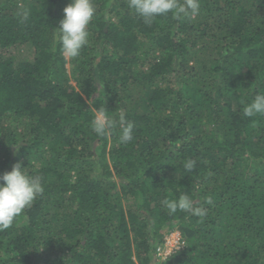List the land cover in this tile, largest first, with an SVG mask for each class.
Instances as JSON below:
<instances>
[{
	"label": "trees",
	"instance_id": "1",
	"mask_svg": "<svg viewBox=\"0 0 264 264\" xmlns=\"http://www.w3.org/2000/svg\"><path fill=\"white\" fill-rule=\"evenodd\" d=\"M70 2L0 0V174L19 162L45 188L0 232V264H264V115L243 112L264 93V0L151 25L94 0L78 58L56 33ZM100 109L124 111L134 139L98 137ZM183 193L207 215H169ZM175 230L184 246L160 260Z\"/></svg>",
	"mask_w": 264,
	"mask_h": 264
},
{
	"label": "clouds",
	"instance_id": "2",
	"mask_svg": "<svg viewBox=\"0 0 264 264\" xmlns=\"http://www.w3.org/2000/svg\"><path fill=\"white\" fill-rule=\"evenodd\" d=\"M128 8L132 10L146 25H151L158 17L171 15L174 19H191L200 13V0H127ZM94 0H71L63 9L64 16L56 29L62 54L68 58H78L82 49L89 44V25L96 14ZM22 22L27 21L30 13L22 10L19 13ZM246 117L264 115V93L257 94L252 102L243 109ZM98 137L109 135L117 127L120 128L119 142L128 144L134 139L135 125L120 111L114 118L106 109L95 112L90 125ZM196 160L187 159L184 170L192 172ZM43 177L30 175L25 167L17 162L10 171L0 174V232L9 229L15 219L25 209L30 208L34 201L44 193ZM211 204V198L206 200ZM169 215L177 212L191 213L197 217H205L207 208L196 206L187 193L176 199L164 201Z\"/></svg>",
	"mask_w": 264,
	"mask_h": 264
},
{
	"label": "built area",
	"instance_id": "3",
	"mask_svg": "<svg viewBox=\"0 0 264 264\" xmlns=\"http://www.w3.org/2000/svg\"><path fill=\"white\" fill-rule=\"evenodd\" d=\"M183 246L184 242L181 237L177 238L176 241H174V244L171 243L170 238H164L163 242L156 248V256L160 260H165L169 255Z\"/></svg>",
	"mask_w": 264,
	"mask_h": 264
},
{
	"label": "rangeland",
	"instance_id": "4",
	"mask_svg": "<svg viewBox=\"0 0 264 264\" xmlns=\"http://www.w3.org/2000/svg\"><path fill=\"white\" fill-rule=\"evenodd\" d=\"M17 52H18L17 49L12 48V49L5 51V55L8 56L9 53L16 55ZM209 59H210V57L207 55L206 58L203 59L204 63L208 64ZM165 238H170L171 243L174 244V241H176L177 238H180V233L175 230L169 234H166Z\"/></svg>",
	"mask_w": 264,
	"mask_h": 264
}]
</instances>
